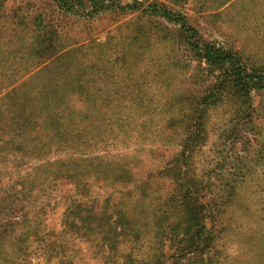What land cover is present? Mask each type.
Returning a JSON list of instances; mask_svg holds the SVG:
<instances>
[{"label": "trees", "instance_id": "1", "mask_svg": "<svg viewBox=\"0 0 264 264\" xmlns=\"http://www.w3.org/2000/svg\"><path fill=\"white\" fill-rule=\"evenodd\" d=\"M53 1L69 10L68 0ZM90 1L99 9L106 6L104 0ZM120 9L138 10L147 18L175 25L186 49L217 74L201 92L181 90L193 92L175 96L172 104L176 108L169 116L165 114L167 119L160 120L163 126L157 137L171 135L172 146L178 148L174 157L167 159L164 155L170 145L165 140H156L157 146L133 153L126 147L125 153L123 148L112 152L113 146L128 143L127 118L121 121L115 113L99 112L95 105L98 99L91 96L63 95L65 90L81 86L60 90L59 86L44 85L36 108L27 109L33 105L30 97L32 100L25 98L19 112H0V150L6 149L13 156L10 159L4 154L0 162L13 177L0 188V264H30L27 258L31 251H40L48 263L62 264L67 249L62 236L67 234L102 242L100 248L110 258L127 235L133 242L147 236L148 254L134 258L128 252L118 264H178L190 258L195 259L194 264H204L203 257L213 245L216 216L208 194L211 184L191 170L192 154L206 141L204 131L210 111L220 110L234 126L242 122L252 102V90H264V66L204 41L181 12L157 2L133 0ZM49 23H43L29 47L38 59V72L51 73V61L68 55H57L56 37ZM20 40V44L27 40L25 34ZM59 70L65 69L62 66ZM83 122L94 124L93 132H87ZM140 128L137 138H145L149 131L143 124ZM111 137L117 142L112 143ZM158 158L166 162L154 167ZM245 167L249 165L245 163ZM225 185L234 188L232 181L227 180ZM58 208L60 231H55L45 220ZM166 240L168 248H174L169 256L162 247Z\"/></svg>", "mask_w": 264, "mask_h": 264}, {"label": "rangeland", "instance_id": "2", "mask_svg": "<svg viewBox=\"0 0 264 264\" xmlns=\"http://www.w3.org/2000/svg\"><path fill=\"white\" fill-rule=\"evenodd\" d=\"M68 1L69 10L53 0H0V112H19L25 98L30 97L33 105L27 109L36 108L44 85L59 86L60 90L81 86L65 90L63 95L91 96L92 100L98 99L95 105L99 112L115 113L121 121L127 118L128 143L113 146L112 152L124 149L125 153L128 148L127 152L133 153L157 146L156 140H165L170 146L164 156L174 157L178 148L171 144L173 137H157L163 126L160 120L167 119L165 114L169 116L176 108L172 104L175 96H190L193 92L181 90L201 92L217 73L192 56L175 25L160 18H147L138 10H119V6L132 4L133 0H104L106 6L100 9L93 7L90 0ZM137 1L157 2L181 12L204 41L237 52L246 62L264 66V0ZM47 20L54 29L57 55L68 54L51 61V73L38 72V59L29 52L34 36ZM24 34L27 40L20 44ZM62 66L64 71L59 70ZM251 94V105L242 122L235 126L220 110L210 111L204 131L206 141L192 154L191 170L198 178L210 181L208 194L216 216V234L203 257L204 264H264V90H252ZM142 124L149 133L137 138ZM82 126L93 132L91 122H83ZM11 132L12 135L14 131ZM110 141L117 142L114 137ZM4 154L6 158L13 157L2 149L0 162ZM160 159L153 162L154 167L166 162ZM8 178L12 179V174L0 163V188L7 186ZM227 180L232 181L234 188L225 185ZM60 212L58 208L45 220L55 231H60ZM47 213L52 211L47 209ZM62 238L67 247L62 264H118L128 252L134 258L144 257L150 247L147 236L133 242L127 235L110 258L98 240H81L69 234ZM165 245L163 251L169 256L174 248H168V240ZM28 256L30 264L52 263L40 251H31ZM194 261L181 259L178 264Z\"/></svg>", "mask_w": 264, "mask_h": 264}]
</instances>
